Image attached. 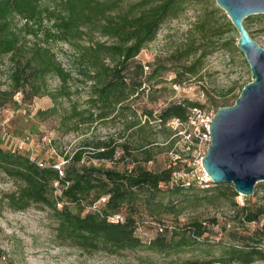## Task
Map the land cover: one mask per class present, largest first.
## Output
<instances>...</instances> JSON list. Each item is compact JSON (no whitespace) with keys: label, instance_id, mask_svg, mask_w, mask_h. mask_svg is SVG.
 <instances>
[{"label":"trees","instance_id":"16d2710c","mask_svg":"<svg viewBox=\"0 0 264 264\" xmlns=\"http://www.w3.org/2000/svg\"><path fill=\"white\" fill-rule=\"evenodd\" d=\"M184 1L139 0L122 8L123 0H0V57L10 54L13 62L10 74L13 89L11 92L0 91V94L11 98L13 92L28 87L35 89L33 95L46 94L56 102V95L47 88L46 77L57 76L65 84L71 76L51 51L49 42H68L76 51L74 59L79 66V80L90 83L88 106L79 108L74 105L69 117L64 119L66 122L75 119L71 129L78 131L105 120L113 112L114 117L123 122L120 138L126 137L124 141L113 137H86L72 154L65 155V162L59 169L42 162L39 165L27 155L0 147V172L18 182L15 190L2 196L9 208L21 210L33 203L47 206L57 222L56 236L74 242L83 250L105 247L113 251L146 248L167 252L182 247L186 239L191 240L188 244H201L204 235L212 232L206 222L192 221L171 230L159 228L160 233L147 242L137 234V216L142 212L150 217L156 216L169 208H176L184 192L194 187L205 188L198 184L183 186L174 183L172 172L176 168L171 166L159 170L146 168L145 163L160 152L157 149L159 144L143 133L136 140L130 138L150 127L151 121H158L161 126L171 119L185 121L189 107L199 104L188 100L170 103L156 115L146 109L138 115L136 110L123 104L141 87L142 81L137 84L132 81L131 70L134 68H138V75L143 74V65L136 63L135 57L143 45L154 38L165 19L178 15ZM15 17L23 23L17 25L13 21ZM40 31L44 32L46 45L37 44L24 51L25 37L30 34L37 37ZM94 32L113 39V42L91 40L87 45L81 43L84 35ZM182 50L186 49H180V52ZM193 52L189 49L178 58H187ZM195 64L196 61L191 63L185 72L194 73ZM156 73L157 70L153 69L149 78ZM56 111L54 105L44 114L53 115ZM170 135L169 130L165 135L167 147L174 142L173 138L169 139ZM117 151L121 152L118 157ZM106 161H124L131 167L126 164L122 168L106 166ZM212 184L215 183L208 186ZM223 186L227 187L230 197L238 195L231 184H221L217 190L221 191ZM56 190L59 194H55ZM164 197L168 201L164 202ZM174 197L175 202H170ZM102 198L104 200L100 202ZM70 205L77 210L73 211ZM94 205H97L94 210L85 211L87 206ZM233 205L236 206L233 219L236 225L228 230L222 228L227 241L222 242L223 257L219 261L248 264L264 259V224L252 231L244 227L247 223L259 221L264 208L237 206L235 201ZM114 215L123 218L110 220ZM210 222L211 226L217 224L214 218ZM238 226H242L243 231H238Z\"/></svg>","mask_w":264,"mask_h":264},{"label":"rangeland","instance_id":"374dc122","mask_svg":"<svg viewBox=\"0 0 264 264\" xmlns=\"http://www.w3.org/2000/svg\"><path fill=\"white\" fill-rule=\"evenodd\" d=\"M136 1L139 0H123L121 7L127 8ZM180 6L178 15L165 19L159 25L154 38L145 43L135 57V62L143 65V74L138 75V68H131L134 77L132 81L136 84L142 81L141 87L123 104L136 110L138 115L144 109L156 115L170 103L183 100L196 102L215 111L222 104H233L242 85L251 80L245 56L236 47L238 33L215 0H185ZM13 21L17 25L23 23L18 17ZM244 25L249 35L264 48V14L248 15L244 19ZM43 33L40 31L37 37L27 35L22 43L23 50L27 52L37 44L46 45ZM91 40L107 44L113 42V39L94 32L84 35L81 43L87 45ZM49 47L71 77L65 84L57 76L46 77L47 88L56 95V102L46 94L33 95L35 89L30 90L28 87L13 92L11 98L7 94H0V122L8 118L5 127L0 125V147L16 150L37 162L57 166L64 164L65 155L72 154L86 137H113L124 141L126 137L120 138L123 122L114 117L113 112L105 120L97 121L88 128L83 127L78 131L71 129V123L75 119L66 122L64 118L69 117L74 105L79 108L88 106L90 82L85 84L79 80L81 77L74 59V46L64 41H51ZM183 48L186 50L180 52ZM189 49L194 52L187 58H178ZM194 61L195 72H185ZM12 68L10 54L2 55L0 91H12ZM153 69L157 73L149 78ZM4 100L7 101L1 104ZM54 105L57 107L55 114H44V111ZM150 123L151 126L139 132V135L133 134L130 137L136 140L143 133L150 135L159 144L157 149L160 152L156 153L153 160L145 163L146 168H178L180 163L173 158L179 144L178 137L173 134V127L168 122L165 126L159 125L158 121ZM169 130V139L173 138L174 142L167 147L165 135ZM129 136L127 133V138ZM120 153L117 151L116 156ZM125 164L131 167V164L124 161L105 162L106 166L117 168H122ZM221 184L228 183H219L218 186L212 184L205 188L194 187L179 197L176 208H169L153 217L144 212L137 216V234L144 242L157 236L160 233L159 228L167 227L171 230L173 227H184L192 221H204L212 228V232L204 235L200 240L201 244H188L191 240L186 239L182 247L167 252L146 248L113 251L105 247L83 250L74 242L56 236L57 222L47 206L33 203L21 210L9 208L2 196L15 190L18 182L0 172V264H240L219 261L223 257L222 244L227 241V234L222 228L228 230L236 225L233 221L236 213L233 201L237 206L264 208V181L256 184L253 194H238L234 198L227 195V187L217 190ZM55 194H59V191L56 190ZM175 198L170 202L174 203ZM102 201L101 199L100 202ZM163 201L168 199L164 197ZM96 206H87L85 211L94 210ZM70 208L77 210L74 205H70ZM212 218L217 220L214 226H211ZM262 224L264 214L259 221L247 223L244 227L252 231ZM242 228L237 227L238 231H243ZM248 264H264V259H256Z\"/></svg>","mask_w":264,"mask_h":264},{"label":"water","instance_id":"95a60500","mask_svg":"<svg viewBox=\"0 0 264 264\" xmlns=\"http://www.w3.org/2000/svg\"><path fill=\"white\" fill-rule=\"evenodd\" d=\"M215 2L238 33L236 47L245 56L251 80L233 104L214 112L202 166L213 183L231 184L238 194L249 196L264 181V48L249 35L244 19L264 14V0Z\"/></svg>","mask_w":264,"mask_h":264},{"label":"built area","instance_id":"2783aa9c","mask_svg":"<svg viewBox=\"0 0 264 264\" xmlns=\"http://www.w3.org/2000/svg\"><path fill=\"white\" fill-rule=\"evenodd\" d=\"M18 95V94H17ZM15 95V97H17ZM214 111L208 107L195 105L189 107L185 121L171 119L169 124L175 130V137H178L179 151L174 153V160L180 162V166L173 170L172 181L183 186L198 184L207 187L212 181L202 166V159L210 143L209 126ZM8 118L0 122L5 127ZM42 165L41 162H38ZM57 169L60 165L55 166ZM104 200V198H102ZM122 219L120 215L110 217V220Z\"/></svg>","mask_w":264,"mask_h":264}]
</instances>
